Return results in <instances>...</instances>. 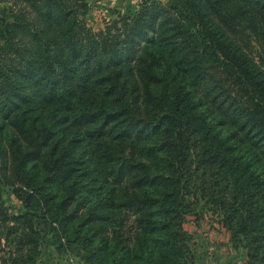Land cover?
Masks as SVG:
<instances>
[{
    "label": "trees",
    "instance_id": "trees-1",
    "mask_svg": "<svg viewBox=\"0 0 264 264\" xmlns=\"http://www.w3.org/2000/svg\"><path fill=\"white\" fill-rule=\"evenodd\" d=\"M8 1L0 264H38L43 243L84 264H193L201 200L264 264V175L237 148L264 166V0H138L99 30L88 0Z\"/></svg>",
    "mask_w": 264,
    "mask_h": 264
},
{
    "label": "rangeland",
    "instance_id": "rangeland-1",
    "mask_svg": "<svg viewBox=\"0 0 264 264\" xmlns=\"http://www.w3.org/2000/svg\"><path fill=\"white\" fill-rule=\"evenodd\" d=\"M167 2L168 0H162ZM90 10L86 17L95 30L104 28L105 21L110 17V9L122 12L134 10L138 0H88ZM8 0H0V15ZM0 28L2 26L0 25ZM241 154L254 160V168L264 175V166L255 160L254 155L243 147H237ZM61 184L55 190L60 191ZM3 198L13 214L23 213L26 208L13 192L12 186L3 187ZM205 200H201L187 215L184 228L191 234L190 245L194 254L193 264H247L248 254L244 246H235L230 231L223 226L220 217L208 210ZM38 264H84L78 256L57 251V247L48 243L41 246Z\"/></svg>",
    "mask_w": 264,
    "mask_h": 264
}]
</instances>
